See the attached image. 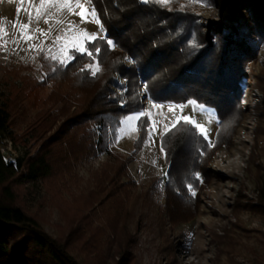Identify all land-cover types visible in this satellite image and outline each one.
<instances>
[{
    "label": "trees",
    "instance_id": "16d2710c",
    "mask_svg": "<svg viewBox=\"0 0 264 264\" xmlns=\"http://www.w3.org/2000/svg\"><path fill=\"white\" fill-rule=\"evenodd\" d=\"M183 1L215 4L220 19L206 25ZM91 2L105 31L89 45L101 50L95 60L100 72L93 76L85 66L94 60L79 53L67 64L41 54V76L22 73L29 66L10 70L9 94L0 101V264H139L130 231L132 204L139 198L127 172L133 156L111 154L93 171L86 190L77 193L73 186L79 180L75 167L107 150L109 129L143 110L142 83L154 102L195 100L214 107L219 120L215 147L186 124L161 137L167 180L158 220L172 262L176 257L166 221L176 227L198 214L200 194L210 181L209 163L220 147H231L241 122L247 74L261 93L256 135L264 133V67L255 68L264 51V0H172L167 6L143 0ZM147 123V117L138 122L135 154L145 144ZM9 142L26 148L21 159L3 154ZM256 149L257 144L248 170L257 199L240 197L237 216L245 210L264 217V163ZM38 185L45 193L34 203L30 196ZM46 206L59 214L54 234L46 228ZM236 229L251 233L240 219L233 222L218 235L221 253L235 251Z\"/></svg>",
    "mask_w": 264,
    "mask_h": 264
},
{
    "label": "rangeland",
    "instance_id": "374dc122",
    "mask_svg": "<svg viewBox=\"0 0 264 264\" xmlns=\"http://www.w3.org/2000/svg\"><path fill=\"white\" fill-rule=\"evenodd\" d=\"M38 2L39 0H36V3ZM81 2L89 10L93 7L92 2L89 3L88 0H81ZM181 4L183 7H193L200 14L201 22L206 25L220 19V7L215 4L209 5L198 1L191 3L183 1ZM26 7L27 4L21 5L20 0H0V23L7 32L3 39L8 41L6 50L0 48V101L9 94L10 84L14 78L10 72L11 69L29 66L31 68L25 69L22 73L29 72L41 76L40 56L41 54L47 56L49 46H52L54 52L57 50L58 46L53 45V40L57 35L63 34L68 22H72L80 29H86L89 33L97 34L99 37L105 36V31L100 25L94 22L82 23L78 15L64 12L59 17L64 20V24L53 25L47 39L36 34V39L25 42L20 39L19 29L13 27V24L17 21L28 23V15L23 10ZM18 8H21L19 15ZM76 11L78 12L79 9ZM37 28L48 31L49 24H46L43 19L38 23L33 20L31 29ZM15 40H19V44L14 43ZM2 42L3 40H0V43ZM29 44H43L45 51L28 50ZM258 57L255 68L260 71L264 67V51H260ZM96 62L87 65H95ZM127 63L130 65L131 60L128 59ZM119 81L124 82L122 79ZM141 92L143 110L152 111L153 118L158 122L153 142L147 146L144 144L137 154L134 153V143L139 136V131L131 132L127 126L122 124L127 116L135 113L127 115L122 119L118 129H109L107 150L99 149L93 157L75 167L74 172L79 180L78 184L73 186L74 190L77 193L79 190H86L92 179L93 171L99 169L111 157V154L120 153L128 157L133 156L127 165V172L137 184L139 198L135 204H132L134 215L130 221V231L134 238L133 253L139 264H253L256 258L264 259V217L245 210L241 211L238 216L234 213V207L240 197L257 199L254 174L248 170L251 166L250 156L255 144H257V160L264 163V133L257 137L255 116L256 105L261 100V93L254 87L251 75H246L241 87L240 102L243 115L233 137L232 145L229 148L220 147L209 163L210 181L200 194L201 203L198 214L190 222L181 223L176 227H171L169 221H166L165 229L172 237L171 251L176 257L175 262L171 261L158 220L160 206L166 200L164 187L167 180L165 175L167 162L165 152H161L164 125L171 126L176 116H193L197 122L205 126L207 129L205 138L213 143L219 120L217 111L212 106L195 100H189L184 104L154 102L148 98L144 83L141 85ZM153 103L162 105V108H153ZM179 105H185L182 111ZM170 106L177 107L174 111H169ZM200 106H203L202 111ZM121 128H124L125 134L117 139ZM2 152L7 158L21 159L26 153V148L9 142L8 146L2 147ZM154 185L156 187H153ZM44 193V189L38 185L30 198L36 203ZM45 211L49 220L46 228L54 234L56 231L52 224L59 221V214L57 210H51L48 206ZM239 219L245 227L251 230V233L236 229L235 236L239 243L235 251L230 254L226 251L221 253L218 235H223L225 228L233 227V222ZM107 264H112V262L109 260Z\"/></svg>",
    "mask_w": 264,
    "mask_h": 264
},
{
    "label": "snow or ice",
    "instance_id": "6c2138e0",
    "mask_svg": "<svg viewBox=\"0 0 264 264\" xmlns=\"http://www.w3.org/2000/svg\"><path fill=\"white\" fill-rule=\"evenodd\" d=\"M91 3V0H88ZM144 3L155 2L162 6H167L170 3V0H143ZM21 5L27 4L26 8L23 10L28 15V23H21L17 21L13 24V27H17L20 33V39L25 42L33 41L36 39V34L44 36L46 39L50 36L53 25H61L64 24V20L59 17L62 16L64 12L68 14L78 15L81 18L82 23L86 22H94L100 25L101 29H103V25L100 20V14L96 11V8L93 6L90 10L85 7V5L81 2V0H39L36 3V0H20ZM79 9L77 12L76 10ZM21 8L17 9V13ZM43 19L46 24H49L48 31L44 29L37 28L35 30L31 29V24L33 20L37 23ZM7 35L6 29L2 23H0V40H3L0 43V48H4L6 50L7 40L3 38ZM97 34L89 33L86 29H80L77 25L72 22H68L67 27L63 30L62 35H57L53 40V45L58 46L57 50L54 52L52 46H49L47 49V57L48 59L59 62L60 64H66L72 59H75V53H79L80 55H87L92 58V60H96V57L100 53V48H90L89 45L95 44V42L100 39ZM16 44H19V40L13 41ZM106 43L115 47L112 40L107 39ZM28 50H36L38 52H43L45 49L43 48V44H29ZM93 76H95L102 69L99 66V62L97 61L95 65H86L85 66ZM153 108L159 109L162 108V105L153 103ZM177 106H170L169 111H174ZM181 111L185 107V105L178 106ZM201 111L203 110V106H200ZM154 114L150 110H141L135 114L127 116L122 124L127 126V128L131 132H136L139 130V124L143 118L147 117L148 123L144 126V130L147 133V137L145 140V145L153 142V137L157 133V121L153 118ZM186 124L190 125L193 129L198 131L202 136L207 137V129L203 124H200L196 121L193 116L190 115H180L176 116L175 120L171 123V126L165 124L164 125V134L171 132L173 129L177 127V125ZM120 136L117 137L119 139L125 134L124 128L120 130ZM210 147H215V144L209 141ZM161 152H164V146L161 145ZM167 154L165 153V156ZM167 176V173H165ZM199 176V174H197ZM189 190L192 192V195L195 196V191L192 189V186H188Z\"/></svg>",
    "mask_w": 264,
    "mask_h": 264
}]
</instances>
